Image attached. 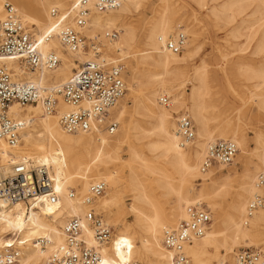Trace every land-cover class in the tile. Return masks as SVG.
<instances>
[{"label": "bare ground", "instance_id": "obj_1", "mask_svg": "<svg viewBox=\"0 0 264 264\" xmlns=\"http://www.w3.org/2000/svg\"><path fill=\"white\" fill-rule=\"evenodd\" d=\"M76 1L69 4L68 0H15L14 5L9 0H0V19L6 16L5 4L10 2L17 9L26 26L27 23L36 26L37 34L33 36L40 41L42 54L47 55L55 51L61 59L58 66L52 70H29L20 62L8 58H0V65L6 64L12 69L17 80H28L46 88H59L64 85L75 69H79L82 64L89 61H97L106 68L119 66L118 62L126 58L127 51L138 40L137 29L128 22V17L140 8L141 0H124L119 8L104 11L95 6V0H88L90 17L81 32L90 37H95L99 33L103 44L107 47L102 51V48L97 46L90 54L83 48L77 52L69 50L58 36V27H54L59 18L64 19V23L74 25L72 7ZM249 2L255 3L256 10L264 9V0H225L220 6L215 5L211 9L213 15L226 17L229 11L235 8L241 9ZM54 9L59 11L57 17L52 13ZM174 22L170 9L168 6L165 7L158 19L152 22L145 32L146 49L142 54L141 63L144 64V68L136 69L135 66L128 64L133 85L138 77H145L151 86L157 87L140 94L135 109L141 119L131 120L127 130L124 129L117 134L116 130L110 132L107 129L93 133L65 131L60 124V116L70 111L72 107L65 103L61 96H59L58 112H45L41 103L25 106L16 103L11 106V114L26 120L27 125L21 132V141L18 145L9 146L5 141L0 140V157L1 163L5 165V172H9L18 162H28L31 167H43L51 178L53 190L60 194L59 203L47 202L39 205L38 209L30 211H26L23 203L9 205L0 200V249L5 244L12 245L13 233H18L22 236L21 239L27 241L22 248L19 264H43L54 250V246L64 242L63 227L72 217L82 219L85 224L83 236L89 245L97 246L94 233L85 221L89 208L82 202L81 197L89 192L92 184L101 180H105L108 186L97 198V204L117 228L110 244L102 247V264H126L130 260L148 264H171L173 253L163 243L165 230L177 226L179 220H188L189 208L193 205L207 209L202 208L205 200L215 204L212 194L217 179L214 178L216 172L213 167L218 163L208 168L205 167V163L210 144L216 142L215 132L219 129L218 136L234 141L239 149L237 162H242L244 165L241 189L231 202L226 217L213 218L214 222L210 223L205 234L186 245L185 253L189 256L191 264H213L214 260L222 262L228 253H221V250L231 249L229 240L233 245H238L240 240L252 239L264 228V206L252 212L249 209L252 200L257 196L264 197L261 195L264 194V185L258 183L259 175L264 171V134L261 131L257 132L256 147L250 154L251 158L244 162V158L248 157L246 156L248 138L240 117L236 118L235 123L211 126L212 118L207 114L208 100L212 95L209 76L207 72L196 69L190 78L183 68V62L194 51L196 35L191 28H184L182 33L189 36L183 47L184 55L173 52L166 43L169 39L175 40L179 34H182L177 32L181 24ZM261 26L263 28L250 52L248 48L242 49L235 43L230 45L234 47L232 52L222 53V56L225 59L232 58L241 62L247 60L258 62L257 57H259L263 62L258 68L249 67L242 70L241 76L246 80L258 81L255 86L260 89L253 100L259 111H264V25ZM114 31L117 32L116 37H113ZM177 33L179 34L176 35ZM60 49L67 53H62ZM98 56L101 58H97ZM77 59L82 62L78 64ZM189 83L191 90L187 102L185 89ZM164 96L170 97L169 105L163 103ZM118 102L111 107L110 112L112 118L120 123L121 120L124 121L127 106L120 105L122 101ZM186 106L198 125L199 140L193 153L188 151L187 146L193 144L191 142L195 138L190 141L185 140L178 132L181 118L190 117L186 113L181 114L179 118L176 117ZM144 124L150 125V128H144ZM197 133L195 127L196 138ZM130 135H135L137 140L151 136L159 138L145 143L147 150L152 154L151 159L137 150L129 139ZM124 144H128L131 160L137 163L142 171L131 168L125 181L117 167ZM157 150L160 151L155 154ZM154 160L157 162L154 163ZM249 164H253V167ZM219 165L228 166L222 163ZM145 175L147 176L144 177ZM150 176L153 177L158 188L169 189V193L177 196V205L168 209L162 206L159 209L160 195L156 197L150 195L148 187ZM176 180L179 181L177 185ZM195 180L210 182L206 190L197 194L194 192ZM77 187L80 188V193L72 197L70 192ZM223 189L222 187V191ZM125 190L133 199V204L127 211L122 208ZM114 208L118 210L113 211ZM216 209L217 207L214 206L213 210ZM127 212L133 215L134 220H127ZM104 220L108 223L105 218ZM249 220L251 226L246 227ZM38 238H46V248L35 245ZM209 248H215L213 256L210 255ZM153 256L154 259L151 258ZM234 260L235 256L231 261ZM36 261L39 263H33Z\"/></svg>", "mask_w": 264, "mask_h": 264}, {"label": "built area", "instance_id": "obj_2", "mask_svg": "<svg viewBox=\"0 0 264 264\" xmlns=\"http://www.w3.org/2000/svg\"><path fill=\"white\" fill-rule=\"evenodd\" d=\"M124 0H95L99 10L119 8ZM6 16L0 19V58L16 60L29 70H52L61 62L55 51L43 55L40 50V41L34 38V33L25 25L17 9L10 2H6ZM74 13L72 24L64 23L59 18L55 22L58 27V36L62 44L73 52L88 47L87 37L81 32L89 20L90 9L88 0H77L73 4ZM56 17L59 11L54 9ZM51 33V32H50ZM49 33V34H50ZM117 32L114 31L113 37ZM186 42V36L179 34L177 39H169L166 46L173 52H181ZM124 65L106 68L97 61H89L79 69H75L67 83L57 87L46 88L28 80H17L15 72L6 64L0 65V140L9 146H16L21 141V132L27 121L11 114L14 104L41 103L45 112H58L59 96L72 109L60 116V124L70 133H93L107 129L114 132L120 123L113 119L110 109L125 94L127 90L124 78ZM165 105L170 104V97L164 96ZM178 132L185 140L195 138L193 120L184 116L179 121ZM237 144L232 140L218 139L210 144L205 163L208 168L213 164H227L234 162L238 154ZM5 165L0 157V200L6 204L23 203L26 211L38 209L45 203L60 202V194L53 190L52 181L47 170L43 167H31L28 162L16 163L9 172H5ZM259 184L264 185V171L259 175ZM107 182L101 180L91 185L90 190L82 198V202L89 208L85 221L93 231L97 246L89 245L83 236L84 226L82 219L72 217L63 227L65 240L55 245L54 250L43 264H102V247L107 246L113 239L114 229L106 223L102 213L96 209V199L107 189ZM72 197L77 196L75 189L70 192ZM264 206V197L257 196L250 204V212ZM212 220L208 209L198 207L189 208V219L182 220L177 226L168 228L164 232L163 243L172 251L171 264H190L185 253V247L195 238L202 237ZM12 245L5 244L0 249V264H19L22 257V248L26 239L21 235L12 234ZM46 238H38L36 246L46 248ZM126 264H144L138 260H130ZM219 264H264V249L242 248L235 255V260H223Z\"/></svg>", "mask_w": 264, "mask_h": 264}, {"label": "rangeland", "instance_id": "obj_3", "mask_svg": "<svg viewBox=\"0 0 264 264\" xmlns=\"http://www.w3.org/2000/svg\"><path fill=\"white\" fill-rule=\"evenodd\" d=\"M9 1H11L15 5V0ZM73 1L74 0H68V3L71 4L73 3ZM224 1L225 0H200L199 2L198 0L197 2V0H168L165 2L161 0H141L140 8L138 10H135L134 13H132L128 17V22H130L131 25H133L135 29H137L138 40L133 45V47H131V49L127 51L128 53L126 55V58L118 62V65H124V76L128 89L126 90L125 95L122 98L123 100H120L122 101L120 105L125 104L127 106V110L124 121L121 120L120 122V128H118L119 130L117 129L115 131L116 134L122 132V130L124 129L127 130V126H129V122L131 120L141 119V116L136 113L135 104L138 98H140V94L146 93L149 90H154L157 87L155 85L151 86L145 77H138L135 85H133L130 80L131 72L129 71L128 64L130 63L131 65L135 66L136 69L144 68V64L141 63L143 57L142 54L146 49V46L144 45V37L146 34L145 32H147L148 26L152 22L156 21L160 14L164 11V8L168 6L172 15L174 16V23L181 24V28H179L177 32L182 33L184 28H191L193 34L196 35L195 37L197 39L193 47L194 51L191 52V56H189L188 59L183 62V68L187 71L190 78L193 76L196 69L207 72L209 76L211 87L210 91L212 95L208 100L209 108L207 114L212 118V120L210 121L211 126L216 127L217 124L226 125L231 122L235 123L237 120L236 118L240 117L248 138V154L246 155L248 157L244 158V162H246L248 158H251L250 154L253 152V148L256 147L255 138L257 132L261 131L264 134V111H259L257 104L253 100L254 95L257 93L258 89H260L255 86L258 81L246 80L243 76H241V73L242 70L248 69L249 67L258 68L261 64H263V62H261L259 57H257L258 62H252L249 60L241 62L235 61L232 58L225 59L223 58L222 53L232 52L234 47H231L230 45H235V43L237 47H241L242 49L248 48L249 52L253 49V44L255 43V40L258 38L259 33L263 28L261 25H264V9L256 10L255 3L249 2L247 4H244V7L241 9L235 8L229 11V14L226 17L222 15L219 17L213 15L211 8L215 5L220 6ZM27 26L30 28L31 32L34 33V35L37 34L35 25L27 23ZM179 33H177L176 35H178ZM86 36L88 44V47L84 50L86 51V53H93L94 48L97 46L99 48H102V51L103 49H107L105 44H103L101 35L99 33L95 37H90L88 35ZM185 36L186 39L189 38L187 34H185ZM62 53L67 52L62 51ZM180 53L184 55L183 49ZM116 56L118 55H115V57ZM97 58L101 57L98 56ZM76 62L79 64L82 61L80 59H77ZM106 66L110 67L113 65ZM132 89H134L135 91H132ZM185 90V99L188 102L189 92L191 90L190 83L187 85ZM183 113H186L191 117L188 106L181 110L180 114L176 115V117L179 118ZM213 118H216V120H213ZM191 119L194 122L197 133V122L192 117ZM144 128H150V125L144 124ZM219 130L215 132V138L217 140L222 139L218 136ZM196 136L197 138L195 137V139L191 142L193 144L187 146L188 151L191 153H193L199 140L198 133L196 134ZM129 139L143 156L151 159L152 154L147 150L145 143L149 141H156L159 138L151 136L143 140H137L135 135H130ZM159 151L160 150H157L155 154L159 153ZM239 153L240 152L238 151V155L232 164L225 167L217 164L213 167L216 172L214 178L217 179L215 187L213 188L214 193L212 194V200L215 204L213 205L205 200L202 205V208H207L210 210V212L212 213V219L215 217L216 219L226 217L227 211H229L230 209L231 202L233 201L236 193L241 189V183L244 177V165L242 162H237ZM156 162L157 160H154V163ZM249 165L250 167H253V164ZM117 167H119L118 170L120 171V175L122 176V178H124L123 181H125V178L128 176L129 170L131 168L136 171L142 172L139 165L131 160L128 152V144H124V146L122 147L121 160ZM146 176L147 175H145L144 177ZM148 182L150 183V185H148L151 192L150 195L154 197L160 195L161 204L158 205L159 209H161L162 206L164 209H168L172 206L177 205V196L174 193H169V189L158 188L156 182L151 176ZM209 182L210 181L204 182L203 180H195L193 182V185L195 187L194 192L198 194L202 190H206ZM175 183L177 185L179 181L176 180ZM222 187L224 188L223 191ZM74 189H76V192L78 194L80 193L79 187ZM123 195L124 197L122 208L127 211L133 204V199L131 198L127 190L123 192ZM261 195L264 196V194ZM214 206L217 207L216 210H213ZM96 209L98 212L102 213L103 217L107 220L109 225L113 227L115 234L117 232L116 226L113 225L111 221H109L103 210L98 207L97 199ZM117 210V208L113 209V211ZM127 220H134L133 215L129 212H127ZM180 221L181 220H179V222ZM213 222L214 221L212 220L210 223L212 224ZM245 226H251L250 220L249 224ZM229 242L231 244L232 250H221V253H228L225 257V259L228 260H232L235 254L242 248L264 249V228L258 234H255L254 238L247 239L246 241L240 240V243L238 245H233L231 240H229ZM163 249L164 251H166L165 247ZM209 251L211 252L210 255L213 256L215 248H209ZM151 258L154 259V256ZM219 262L220 261L214 260L213 264H218ZM33 263L39 262L36 261ZM143 263L148 264L146 262Z\"/></svg>", "mask_w": 264, "mask_h": 264}]
</instances>
